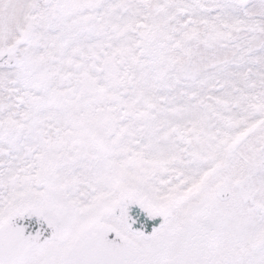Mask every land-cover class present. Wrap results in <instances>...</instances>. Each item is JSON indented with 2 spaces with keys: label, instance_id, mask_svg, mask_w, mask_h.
I'll return each mask as SVG.
<instances>
[{
  "label": "snow or ice",
  "instance_id": "6c2138e0",
  "mask_svg": "<svg viewBox=\"0 0 264 264\" xmlns=\"http://www.w3.org/2000/svg\"><path fill=\"white\" fill-rule=\"evenodd\" d=\"M0 264H264V0H0Z\"/></svg>",
  "mask_w": 264,
  "mask_h": 264
}]
</instances>
